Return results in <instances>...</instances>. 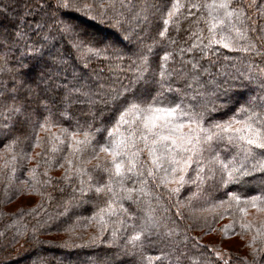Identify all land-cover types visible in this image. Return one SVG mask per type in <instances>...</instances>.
Instances as JSON below:
<instances>
[{"label": "snow or ice", "instance_id": "snow-or-ice-1", "mask_svg": "<svg viewBox=\"0 0 264 264\" xmlns=\"http://www.w3.org/2000/svg\"><path fill=\"white\" fill-rule=\"evenodd\" d=\"M114 4L115 0H100L99 3L95 0H78L77 3L72 0H24V12L11 39L0 33V61L6 66L13 45L17 46V51L23 47L25 51L18 60L23 69V57H42L50 36L47 29L55 24L63 33L74 31L72 24L61 19L62 13L75 10L87 14L99 8L101 11L97 15L103 17L104 10L113 8ZM149 7L151 5L145 4L137 16L143 15L146 21ZM246 7H256L255 0ZM246 7L244 0H173L163 20L165 28L158 33L161 39L154 38L151 44H146L137 38L139 46L133 52L135 59L131 62L133 75L119 89L104 91L103 85H93L75 76L72 81L61 84L50 74H46L47 91L39 85L33 88L23 74L19 80L12 78L11 87L0 83V101L11 100L0 112L3 117L0 119V140L6 141L5 150L12 152L14 146L22 143V137L28 139L37 127L49 134V152L61 153L66 146L69 154L62 157L63 162L58 166L67 164L62 179L70 184L75 180L78 184L74 191L79 196L74 198H104V207L96 213L101 223V235L108 230L106 216H117L126 211L122 201L151 195L149 180H158L156 187L164 185L175 193L189 182L202 184L213 180L220 187H227L247 183V178H255L256 174L264 178V102L257 104L249 98L241 104L228 94L231 87L228 81L219 84L215 78L205 82L214 86L211 101L204 100V93L198 91L204 87L201 77L211 74L210 67L203 61L208 60L209 65L214 63L210 57L216 51V45L241 53H254L264 63V48H257L255 42L264 41V27L256 24ZM258 12L264 19V6L258 7ZM183 21H187L184 29L187 37L178 43L177 38L167 35L168 26L173 25L179 33ZM250 33L259 35L253 38ZM124 39L131 37L125 35ZM91 43L77 34L72 47L84 48L96 55L111 50L114 59H123L120 49L112 45L90 47ZM157 47L162 48L163 55L155 51ZM154 56L158 59L153 60ZM248 68L249 79L259 77L264 81V67L253 62ZM180 82L183 87H174ZM221 96L225 99L219 107L231 111L232 115L213 120L209 114L216 110V101ZM109 104L113 107L106 118L105 111L98 105L107 107ZM73 105L80 106L79 116L71 111ZM65 120L70 122L69 127H61V121ZM52 128H57L58 132H52ZM35 139L37 144L33 147L39 146V135ZM93 160L96 163L89 168ZM10 161L15 162L16 156L12 155ZM12 171L15 172V168ZM30 171L34 173L35 169ZM190 172L194 177L188 178ZM129 181L132 187L128 186ZM169 185L174 186L169 188ZM226 194L237 205L242 202L240 194L231 191ZM243 203L245 207L239 209L242 213L240 229L255 227V234L247 245L252 259L244 258L245 264H264V222L256 227L245 219L249 207L264 212V191L244 197ZM112 223L117 225L111 230L115 242L119 225L125 222L115 220ZM156 227L157 223L150 216L145 217L141 225L134 226L126 246L141 252L143 237ZM258 242L261 246H257ZM216 255L222 257L223 254L216 252ZM146 259L152 264V260L159 257Z\"/></svg>", "mask_w": 264, "mask_h": 264}, {"label": "trees", "instance_id": "trees-1", "mask_svg": "<svg viewBox=\"0 0 264 264\" xmlns=\"http://www.w3.org/2000/svg\"><path fill=\"white\" fill-rule=\"evenodd\" d=\"M72 2L77 3L78 0ZM95 2L99 3L100 0ZM172 2L173 0H115L114 7L105 9L103 17L97 15L101 11L99 8H94L92 13L87 14L75 10L66 11L61 14V19L72 24L74 31L63 33L55 24L47 29L50 36L42 57H23V69L18 60L25 50L20 47L17 51V46L13 45L8 53L7 65L0 61V83L11 87L12 78L19 80L23 74L33 88L39 85L40 89L47 91L46 74H50L57 77L61 84L72 81L75 76L93 85H103L104 91L119 89L133 75L131 62L135 59L133 52L139 46L137 38L146 44H151L154 38L161 39L158 33L165 28L163 20ZM248 3L251 0H244L245 7ZM145 4L151 5L146 21L143 15L137 16ZM255 4L256 7L251 9L246 7V11L258 26L264 27V19H261L258 12V7L264 6V0H255ZM23 5L24 0H0V33L10 39L21 13L24 12ZM26 19L31 17L26 16ZM186 24L187 21L181 23L179 33L173 25H169L167 35L177 38L178 43L185 41ZM77 34L84 41L90 40V47L112 45L120 49L123 59H114L111 50L96 55L84 48L72 47ZM125 35L131 39H124ZM256 35L259 33H250V37L254 38ZM255 42L257 48H264V41ZM240 43L244 44L245 41ZM215 48L216 51L210 57L214 63L209 65L208 60L203 61L206 67H210L211 73L201 77L204 87L198 91L204 93L203 99L211 101L214 86L205 82L215 78L219 84L227 80L231 85L228 94L241 104L249 98L257 104L264 102V81L259 77L249 79L251 72L248 68L253 62L264 67L261 57L220 45ZM155 51L163 55L161 47H157ZM157 59L158 56L153 57V60ZM174 87H183V82L174 84ZM224 99L221 96L216 101V110L209 114L211 119H227L232 115L231 111L219 107ZM0 103L3 104L0 112H3L11 100L6 99ZM112 107L111 104L107 107L98 105L99 109L105 111L106 118ZM208 107L211 108L212 104L209 103ZM71 111L79 116L80 106L73 105ZM69 126V121H61V127ZM51 131L58 132V129L52 128ZM36 135L40 137L39 146L33 147L37 144ZM48 139L49 134L37 127L31 137L26 140L22 137V143L14 146L12 152H7L4 148L6 141L0 140V264H148L147 257H159L153 259L152 264H225V261L228 264H245L244 258L252 259L247 245L255 234V227L250 230L240 229L242 213L239 209L245 207L244 197L264 191V178L259 174L255 178L248 177L247 183L227 187H220L213 180L202 184L189 182L175 193L164 185L156 187L158 180H149L151 195L138 196L134 201H122L126 211L117 216H106L108 230L101 235V223L96 213L99 208L104 207V198H74L79 196L74 191V186L78 187V184L75 180L70 184L62 179L67 164L58 166L63 162L62 157L69 154L68 149L65 146L63 152L51 153L48 151L51 147ZM12 155L16 156L15 162L10 161ZM49 157L52 159L49 160ZM95 163V160L91 161L89 168ZM13 168L15 172L12 171ZM31 169H35V172H31ZM192 177L194 173L190 172L188 178ZM128 186H133L130 181ZM173 186L169 185V188ZM229 191L242 196L239 205L227 196ZM27 197H32L33 201L24 203ZM221 201L225 203L221 204ZM14 204L15 207L11 208ZM248 213L245 219L254 226L258 227L264 222V212H257L249 207ZM148 216L158 227L145 234L143 249L137 252L130 245L126 246V241L133 234L134 226L141 225ZM115 220H123L125 223L119 225L118 240L114 242L111 230L117 226L112 223ZM222 230L227 235L225 232L222 234ZM218 233L223 237H243L245 251L230 253L226 260L218 258L211 249L216 247L214 242L203 241L204 235ZM257 246H261L259 242Z\"/></svg>", "mask_w": 264, "mask_h": 264}, {"label": "rangeland", "instance_id": "rangeland-1", "mask_svg": "<svg viewBox=\"0 0 264 264\" xmlns=\"http://www.w3.org/2000/svg\"><path fill=\"white\" fill-rule=\"evenodd\" d=\"M3 1V0H2ZM74 19V18H73ZM76 21V20H74ZM256 90V89H253ZM251 90V91H253ZM257 91V90H256ZM247 95V93H245V96ZM33 201L32 197H27L26 199H24V203H30ZM16 204L10 206L11 208H14ZM222 234L227 235L226 231L222 230L221 231ZM218 233V234H207L204 235V240L206 243H213L214 245H216V247L211 248L212 251L214 252V254L216 255V252H221L223 255L222 257H217L218 258H222L224 260H226L231 254L230 253H234V252H244L246 247L245 245H243V241L244 238L243 237H238V236H226L223 237V235Z\"/></svg>", "mask_w": 264, "mask_h": 264}]
</instances>
